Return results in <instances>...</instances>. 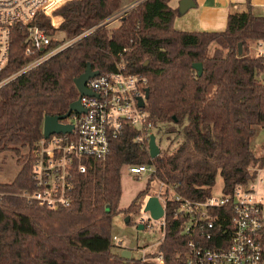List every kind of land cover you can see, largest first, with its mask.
<instances>
[{"label":"trees","instance_id":"trees-1","mask_svg":"<svg viewBox=\"0 0 264 264\" xmlns=\"http://www.w3.org/2000/svg\"><path fill=\"white\" fill-rule=\"evenodd\" d=\"M82 1L93 3L95 13L81 12L83 22L77 23L74 16L62 15L75 3L69 0L55 10L61 16L50 19L63 27H47L53 37L49 48L66 39L72 43L0 86V152L19 155L15 177L0 181V264H153L124 257L113 243L125 166L153 163L151 179L202 200L219 174L230 191L250 178L252 161L264 160V153L258 157L252 147L258 128L264 127V56L251 51L253 43L264 41V16L255 15L250 3L248 11L228 15L224 30L184 31L175 27L183 14L171 0H142L115 25L103 22L137 0ZM59 30H67V36L59 37ZM29 40L28 29L16 24L0 82L43 53L28 54ZM119 63L147 77L145 110L153 131L163 132L175 147L160 148L152 158L147 144L135 140L136 128L125 122L106 159L92 161L87 172L76 176L70 207L21 203L17 194L34 189L33 147L43 136L45 117L68 112L79 97L75 78L89 64L107 74ZM195 63L202 64L201 75ZM147 193L148 187L123 210L139 212V200ZM175 206L167 203L166 233L158 250L164 264H183L179 254L186 238Z\"/></svg>","mask_w":264,"mask_h":264},{"label":"built area","instance_id":"built-area-1","mask_svg":"<svg viewBox=\"0 0 264 264\" xmlns=\"http://www.w3.org/2000/svg\"><path fill=\"white\" fill-rule=\"evenodd\" d=\"M67 1L0 0V73L8 63L12 30L16 24H23L29 31L27 53L43 51L19 72L1 81L0 86L72 43L70 40L49 48L53 37L47 32V27H60L52 22L47 24L42 19V16L51 18L55 10ZM141 1L132 2L103 23L111 25L117 22ZM255 52L258 56H264V41L256 43ZM87 87L96 96L80 97L79 94L84 111L72 112L61 120V123L73 125L72 131L53 133L49 137L43 135L35 142L32 168L34 189L17 194L21 203L36 202L50 209L70 207L74 201L76 176L87 172L92 161L106 159L111 141L120 134L125 122L138 131L135 140L148 147L151 136H156L149 114L145 107L139 105L140 97L145 104L147 102L146 76L129 72L124 63H119L117 71L100 73L89 79ZM127 168L138 179L145 175L152 177L156 172L153 163L133 164ZM248 171L251 176L245 182L237 184L230 191L223 187L219 195L211 192L202 200L187 198L178 193L175 185L158 179L160 190L156 195L165 213L159 220L152 219L149 214V221L151 228L155 229L157 224L161 230L159 244L165 238L167 203L170 201L176 203L174 215L183 220L186 247L179 254L183 264H264V160L252 161ZM113 239L119 247L125 244L117 236ZM144 260L164 264L165 257L157 250L152 259Z\"/></svg>","mask_w":264,"mask_h":264},{"label":"rangeland","instance_id":"rangeland-1","mask_svg":"<svg viewBox=\"0 0 264 264\" xmlns=\"http://www.w3.org/2000/svg\"><path fill=\"white\" fill-rule=\"evenodd\" d=\"M180 4V2H179ZM187 14V13H186ZM185 14V15H186ZM183 17V16H182ZM54 22H57L58 19L54 18ZM183 20H188V16H185ZM118 22H114L111 25H115ZM179 30H187L182 29L180 24L178 25ZM225 25H215L212 26L210 30L220 31L224 30ZM59 37L63 38L67 36V30H59ZM66 42H71L69 39H66ZM256 42L251 45V51L253 54L255 52ZM163 132L156 133L157 142L160 145V148H165L170 146V142L167 137L161 136ZM174 136V134L172 135ZM171 148L175 147V144L170 146ZM252 147L259 157L264 153V127H259L256 135L252 139ZM18 154L12 151H3L0 152V181L7 182L11 181L19 170L18 164ZM154 177V176H152ZM148 187V193L139 201L143 202L142 209L139 212H127L123 210L127 208L131 202L136 198L138 193ZM224 187V181L222 176L219 174L216 180V185L213 187V194L219 195L220 191ZM160 190V181L158 178L151 179L149 175L143 176L141 179L134 177L128 171V168L125 166L122 169V197L120 200L119 209L122 211L118 212L113 220V237L117 236L119 240H124L125 244L121 247H118L117 252H122L124 250L123 247H129L130 243L133 241H137L136 247L132 250L131 257L134 259L141 260L145 262L144 259H152L154 255L159 250L160 244L159 240L162 237L161 230L159 226L156 224V228H151V223L149 221V213L144 211L145 202L151 195H156ZM130 216V221L127 222L126 218ZM140 225H143V228L140 229ZM117 246V242L114 241ZM126 248V249H127Z\"/></svg>","mask_w":264,"mask_h":264},{"label":"crops","instance_id":"crops-1","mask_svg":"<svg viewBox=\"0 0 264 264\" xmlns=\"http://www.w3.org/2000/svg\"><path fill=\"white\" fill-rule=\"evenodd\" d=\"M69 9L63 13L74 16L77 23L83 22L81 12L87 14H93L96 11V7L93 3H84L82 0H74ZM182 0H171L170 5L172 7H179ZM195 2V7L189 9L185 14L179 16L175 20V27L178 28L180 24L182 29H187L185 31H213L210 30L212 26L222 25L224 23L226 27L227 17L230 13L244 12L248 11L249 3L252 12L255 15L264 16V0H193ZM61 15H52L53 17H59ZM183 16V17H182ZM185 16H188L189 21L183 20ZM42 16L45 22L50 23V19ZM46 19V20H45ZM58 27H63L62 25H56ZM68 32V31H67Z\"/></svg>","mask_w":264,"mask_h":264},{"label":"water","instance_id":"water-1","mask_svg":"<svg viewBox=\"0 0 264 264\" xmlns=\"http://www.w3.org/2000/svg\"><path fill=\"white\" fill-rule=\"evenodd\" d=\"M195 2L193 0H182L180 2V12L182 14H185L189 9L195 7ZM240 52H241V44H240ZM194 68L198 71L199 75L203 72V66L201 63H195ZM100 74L98 70H93L92 66L89 64L79 77L75 78V84L78 88L80 97L83 95H89V96H96V93L93 92L91 89L87 87V82L89 79L96 77ZM261 78L264 80V73L262 74ZM150 90L147 87L146 88V96L145 98H149ZM80 97L73 101L70 105V108L67 113L61 116H46L44 119V125H43V135L45 137H49L53 133H66L71 132L73 129V125L64 124L61 123V120L67 118L70 116L72 112H78L81 113L84 111V108L80 102ZM139 105L141 107H145V100L140 97L139 98ZM149 150L150 155L152 158L157 157L160 152V146L157 143L156 136L153 134L150 138L149 142ZM144 211L148 212L150 214V217L154 220H159L161 217L164 216L165 209L164 206L160 200V198L157 195H151L148 197V199L145 202ZM126 221H130V216L126 218ZM140 229L143 228V225H140ZM137 241H133L130 243L129 247L127 249H124L122 251V255L126 258H131L132 250L136 247Z\"/></svg>","mask_w":264,"mask_h":264}]
</instances>
